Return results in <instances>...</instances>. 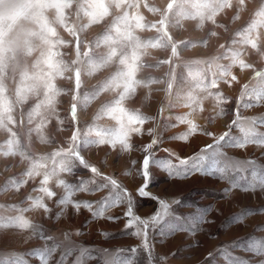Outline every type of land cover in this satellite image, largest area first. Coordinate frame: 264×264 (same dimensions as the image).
<instances>
[{"label":"rangeland","instance_id":"1","mask_svg":"<svg viewBox=\"0 0 264 264\" xmlns=\"http://www.w3.org/2000/svg\"><path fill=\"white\" fill-rule=\"evenodd\" d=\"M5 259L264 264V0H0Z\"/></svg>","mask_w":264,"mask_h":264},{"label":"snow or ice","instance_id":"2","mask_svg":"<svg viewBox=\"0 0 264 264\" xmlns=\"http://www.w3.org/2000/svg\"><path fill=\"white\" fill-rule=\"evenodd\" d=\"M148 160H150V158H146ZM187 163V159L186 158H180L179 161H177L176 163H173L171 161L167 162L166 165L164 166L165 170L168 171L169 175L172 176V175H181L180 172L178 171H175L179 165H184ZM142 168H143V171L144 173L146 174V177H147V182H148V179H149V174L147 173V168L144 167V165L142 164ZM215 167H213V171H215ZM183 174H187V172L185 171ZM211 174V173H209ZM147 188V183H145L144 185L141 186V189L143 190H146ZM141 189H138L137 190V193L139 195H141ZM161 203V207H167L166 204L164 202H160ZM160 216H161V213L160 212H157V214L154 216V220L158 221L160 219ZM125 217L127 220H130L131 219V212H128L125 214ZM111 220L115 221L116 217H111L110 218ZM131 224H127V226H130ZM134 235H137V233H133ZM107 235V234H105ZM0 264H8V261L7 259H5L4 261H0Z\"/></svg>","mask_w":264,"mask_h":264}]
</instances>
